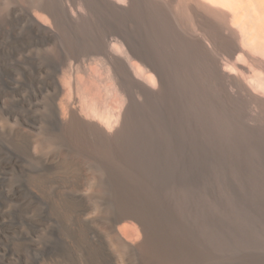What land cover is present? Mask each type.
<instances>
[{"label": "bare ground", "instance_id": "bare-ground-1", "mask_svg": "<svg viewBox=\"0 0 264 264\" xmlns=\"http://www.w3.org/2000/svg\"><path fill=\"white\" fill-rule=\"evenodd\" d=\"M169 99L204 142L264 122V0H0V264L230 263L148 145Z\"/></svg>", "mask_w": 264, "mask_h": 264}, {"label": "rangeland", "instance_id": "rangeland-1", "mask_svg": "<svg viewBox=\"0 0 264 264\" xmlns=\"http://www.w3.org/2000/svg\"><path fill=\"white\" fill-rule=\"evenodd\" d=\"M146 41L149 45L156 44L149 39ZM139 71L141 80L154 88L156 79L152 74ZM90 73L96 78L98 94L114 95L102 69L95 68ZM72 75H75L74 69L71 79ZM135 97L139 102L143 101ZM179 100H183L182 95ZM197 111L195 106L193 114L187 116L184 105L174 107L170 99L165 103L164 111L156 108L155 134L148 145L153 149L160 148L178 160L179 174L174 181L178 185L185 183L183 192L188 199V208L184 215L206 245L219 252L220 257L230 262L228 264H264V129L260 130L264 122L252 114L253 119L246 121L247 127L241 123L238 128L232 127L230 122L229 125L221 123L220 127L217 125L218 141L209 136L204 142ZM92 113L94 121L103 124L110 116L100 111L92 110ZM205 128L214 130L210 126ZM151 151L149 148L146 154ZM190 171L191 175L188 174Z\"/></svg>", "mask_w": 264, "mask_h": 264}]
</instances>
